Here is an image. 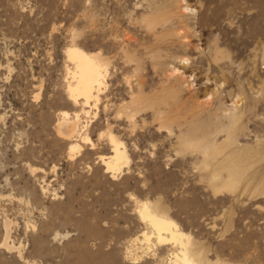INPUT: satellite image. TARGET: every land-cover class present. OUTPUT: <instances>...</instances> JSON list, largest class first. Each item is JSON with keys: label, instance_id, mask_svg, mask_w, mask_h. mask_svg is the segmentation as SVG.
<instances>
[{"label": "rangeland", "instance_id": "rangeland-1", "mask_svg": "<svg viewBox=\"0 0 264 264\" xmlns=\"http://www.w3.org/2000/svg\"><path fill=\"white\" fill-rule=\"evenodd\" d=\"M74 46L108 69L91 107ZM144 203L197 263L264 264V0H0V264H174Z\"/></svg>", "mask_w": 264, "mask_h": 264}, {"label": "bare ground", "instance_id": "bare-ground-1", "mask_svg": "<svg viewBox=\"0 0 264 264\" xmlns=\"http://www.w3.org/2000/svg\"><path fill=\"white\" fill-rule=\"evenodd\" d=\"M184 10L186 12L187 10L192 11L189 6H186ZM68 57L75 65L74 72L72 73L73 83H70L68 88L69 96L75 103L83 101L84 107H91L92 102L96 104L99 101L100 94L105 86V79L108 74L107 66L102 61L100 55L86 53L75 46L68 50ZM177 70L178 69H176V71ZM237 116V114L233 115L231 119L235 120ZM59 127L60 133L67 138L72 139L76 137V139L80 138L85 141L90 140L84 133L86 126L80 128L79 115H76V120L72 122L70 114L64 112ZM110 141L113 146V155L103 162L107 167V171L116 173L122 169L124 164L128 163L129 158L123 144L113 136H110ZM80 147L79 144H72L71 150H78ZM224 150L225 148L218 149L219 153L213 156V160L217 159L219 155H222ZM228 159L229 157L226 158V160ZM140 214L150 224L152 233H144V240H137L138 243L142 245L148 244L150 248V242L153 236H155L156 241L161 244L173 242L179 246V252L177 251V253H174V264H199L193 259L194 257L192 258L190 255V248H192L191 246L193 245L190 236L182 232L174 221L160 214L155 210V207L149 203H144L142 205ZM6 226L8 229V224H6ZM8 231L7 235H9Z\"/></svg>", "mask_w": 264, "mask_h": 264}]
</instances>
